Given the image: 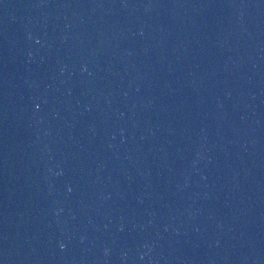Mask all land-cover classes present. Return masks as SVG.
<instances>
[{
    "label": "water",
    "instance_id": "water-1",
    "mask_svg": "<svg viewBox=\"0 0 264 264\" xmlns=\"http://www.w3.org/2000/svg\"><path fill=\"white\" fill-rule=\"evenodd\" d=\"M0 264H264V0H0Z\"/></svg>",
    "mask_w": 264,
    "mask_h": 264
}]
</instances>
